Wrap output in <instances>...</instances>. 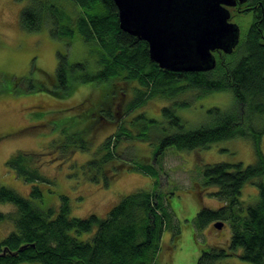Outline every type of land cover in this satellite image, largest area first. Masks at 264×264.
<instances>
[{"label": "trees", "instance_id": "16d2710c", "mask_svg": "<svg viewBox=\"0 0 264 264\" xmlns=\"http://www.w3.org/2000/svg\"><path fill=\"white\" fill-rule=\"evenodd\" d=\"M238 14L253 15L246 38L238 42L231 54H215L216 66L207 72H171L162 70L149 60L147 43L138 40L119 28L118 9L113 0H29L21 9L19 23L23 31L48 29L53 38L67 40L80 38L94 56L97 66L88 73L85 63H67L59 53V61L51 86L38 89L64 97L77 83L93 84L100 94L84 113L91 120L84 127L112 124L120 119L115 132L103 139L89 160L81 166L83 178L91 183L108 185L123 170H132L158 176L152 166L134 161L120 144L125 141H142L156 144L155 159L168 147L181 151L208 148L211 143L247 137L254 144L253 164L241 162L216 163L204 167L201 191L210 190L209 196L221 202L217 210L202 208L193 218L199 231L221 222L230 227L229 243L203 249L197 264H217L226 257L238 256L250 264H264V153L261 142L264 135V0H247L237 6ZM26 90L34 89L31 84ZM54 88V90H51ZM121 110V101L130 91ZM208 94L230 91L235 106L230 111L209 109L215 115L214 125L185 129L176 107L186 108L188 101H178L161 109L162 120L151 119L146 114L130 113L147 99L160 97L174 99L187 91ZM117 100V101H116ZM124 103V101H123ZM116 106L113 108V106ZM121 106V107H120ZM72 126V125H71ZM74 127V126H72ZM65 130V129H64ZM63 131V130H62ZM84 130L72 128L51 149L63 156L73 152H91ZM42 155V154H40ZM38 153L18 152L8 158L7 167L17 177L35 183L44 182L36 169ZM35 167V166H34ZM36 168V167H35ZM257 186L258 201L254 205L241 202V191L246 184ZM31 198L40 201L38 186L31 189ZM61 197L58 211L41 208L32 200L0 186V202L11 203L15 211L3 215L15 226L11 234L0 241V264H151L161 250V236L168 227L167 208L163 196L153 190H137L128 194L110 208L105 218L89 215L70 217L68 198ZM174 229V228H173ZM172 239H178L174 229ZM90 241H81L76 234L90 233Z\"/></svg>", "mask_w": 264, "mask_h": 264}, {"label": "rangeland", "instance_id": "374dc122", "mask_svg": "<svg viewBox=\"0 0 264 264\" xmlns=\"http://www.w3.org/2000/svg\"><path fill=\"white\" fill-rule=\"evenodd\" d=\"M28 5L29 0H0V186L12 189L41 208H54L55 211L61 206L60 196H66L72 218H85L92 214L105 218L108 210L128 194L137 190H153L165 198L169 228L163 232L161 250L151 264H197L202 254L199 244L203 249L214 245L225 248L230 239L228 223H224L222 229L212 224L203 231L195 228L193 217L202 208L217 210L221 207L216 197L209 196L210 190L197 193L202 187L201 173L205 166L221 162L253 164V141L247 137H235L211 143L208 148L189 151L168 147L155 159L156 144L124 140L120 144L121 148L134 161L152 166L158 176L151 178L126 169L108 185L88 182L83 178L81 166L99 148L103 139L115 132L120 119L112 124L103 121L101 126L84 127L91 120V116L85 118L84 113L88 108H93L92 104L100 95L93 84L77 83L64 97L38 89L41 85L50 87L52 78L54 81L59 53L66 57L67 63H85L88 73H94L97 66L92 59L94 56L80 38H72L69 42L53 38L47 28L34 32L23 31L19 23L20 11ZM237 11L238 7L230 9L231 22L239 26V40H243L252 24L253 15L251 12L238 14ZM30 84L34 89L26 90ZM127 93L123 98L124 103L121 101V110L128 99L133 100L136 95L134 90ZM178 101L189 102L186 108L176 107L175 110L186 123L187 130L214 125L215 115L209 109L218 108L226 112L235 106L230 91L208 94H201L198 90L187 91L173 100L160 97L147 99L127 118L144 113L148 118L162 120L161 109ZM71 125L80 131L85 129L83 134L89 140L91 152L76 150L70 156H63L58 151L50 150L53 142L62 139V134L68 132L63 138L71 134L69 132L74 128ZM261 151L264 153V135ZM18 152L42 154L40 161H35L32 168L43 176L44 182H27L7 167L8 158ZM33 186H38L42 192L40 201L31 198ZM241 194L240 200L244 201V205H254L258 201L255 184H246ZM12 211H15L13 204L0 202V213L7 215ZM173 228L179 233L175 240L172 239V233L176 231ZM14 230L15 226L8 219L0 220V241ZM195 231L199 244L193 239ZM71 234L81 241H90L95 233ZM217 264L250 263L236 256L226 257Z\"/></svg>", "mask_w": 264, "mask_h": 264}, {"label": "water", "instance_id": "95a60500", "mask_svg": "<svg viewBox=\"0 0 264 264\" xmlns=\"http://www.w3.org/2000/svg\"><path fill=\"white\" fill-rule=\"evenodd\" d=\"M247 0H113L119 28L147 43L149 60L171 72H207L240 41L230 9ZM223 223L213 227L222 229Z\"/></svg>", "mask_w": 264, "mask_h": 264}, {"label": "crops", "instance_id": "0c3cea01", "mask_svg": "<svg viewBox=\"0 0 264 264\" xmlns=\"http://www.w3.org/2000/svg\"><path fill=\"white\" fill-rule=\"evenodd\" d=\"M194 235V234H193Z\"/></svg>", "mask_w": 264, "mask_h": 264}]
</instances>
